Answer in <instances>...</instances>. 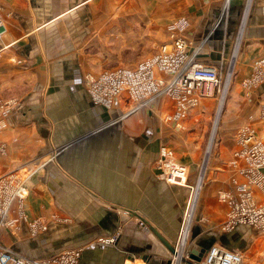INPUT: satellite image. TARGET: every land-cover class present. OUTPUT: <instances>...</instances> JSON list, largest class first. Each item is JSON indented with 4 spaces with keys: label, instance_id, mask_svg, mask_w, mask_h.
<instances>
[{
    "label": "crops",
    "instance_id": "crops-1",
    "mask_svg": "<svg viewBox=\"0 0 264 264\" xmlns=\"http://www.w3.org/2000/svg\"><path fill=\"white\" fill-rule=\"evenodd\" d=\"M0 17V100L17 101L0 128V175L26 177L23 212L46 223L31 237L20 221L1 237L4 245L30 258L79 247V264H168L171 251L154 230L173 247L190 190L161 179L156 161L162 147L170 149L194 183L218 93L180 128L166 120L170 98L128 113L133 103L124 95L108 108L92 100L84 75L133 66L174 33L192 63L232 68L189 251L221 242L253 251V259L263 250L252 227L220 230L226 204L219 192L244 181L231 163L237 129L250 125L264 137V0H0ZM259 64L260 77L248 86Z\"/></svg>",
    "mask_w": 264,
    "mask_h": 264
},
{
    "label": "built area",
    "instance_id": "built-area-1",
    "mask_svg": "<svg viewBox=\"0 0 264 264\" xmlns=\"http://www.w3.org/2000/svg\"><path fill=\"white\" fill-rule=\"evenodd\" d=\"M4 32L0 17V36ZM169 38L170 41L160 45L150 58L133 66L86 73L84 80L92 100L110 108L127 95L133 103L128 111L131 113L148 106L154 99L166 96L174 103V112L166 120L181 128L189 111L196 108L204 98L215 92L222 96L226 80L229 78L230 81L231 78V73H228L230 68L223 72L217 66L192 63L186 53L185 41L174 33ZM260 73L259 64L245 84L249 86L255 83ZM16 103L14 98L0 100V128ZM261 119L264 121V109L261 111ZM235 137L236 148L231 163L244 181L236 185L233 193L219 192L220 201L226 204V216L220 230L228 233L238 226H249L264 240V199L256 196L257 191L264 198V137L258 135L250 125L238 128ZM5 153L6 147L0 143V154ZM156 167L161 179L186 186L190 190L168 264H264V248L256 257L248 260L239 249L211 245L201 253L198 261L190 259L189 239L197 204L194 201L196 186L187 181L186 166L176 161L172 151L166 147L161 148ZM26 180L25 176L14 171L0 175V264H79L82 254L79 247L64 248L43 258H30L2 243L1 233L19 228L20 221L28 222L32 234L46 229L42 219L28 221L23 212L22 204L28 194ZM114 241V237L104 239V242Z\"/></svg>",
    "mask_w": 264,
    "mask_h": 264
},
{
    "label": "rangeland",
    "instance_id": "rangeland-1",
    "mask_svg": "<svg viewBox=\"0 0 264 264\" xmlns=\"http://www.w3.org/2000/svg\"><path fill=\"white\" fill-rule=\"evenodd\" d=\"M160 46V45H159ZM159 46H157V45H155L154 47H153V49L151 48V50H152V52H155V49H157ZM152 54H154V53H152ZM136 63H138V60H137V62ZM135 63V64H136ZM230 69H229V72L228 73H231L232 72V68L231 67H229ZM226 91H227V89H226ZM225 94H226V92H225ZM221 96L219 95V93H218V100L220 101L221 99ZM218 101V102H219ZM222 102H224V101H222ZM219 104H220V102L218 103V105H217V107H216V110H214V113H213V118H212V122H211V126H210V129H209V131L206 133V135H205V137L201 140V143H200V149H201V156H202V158L200 159L201 160V163H200V165H199V167H198V175H197V177H196V179H195V181H194V186H196L197 185V180H198V176H200L199 175V173L201 174V170H202V167H204V164H205V166H206V163L204 162L205 161V156H206V150H207V147H208V143H209V141H210V136H211V133H212V129H213V126H214V122H215V119H216V116H217V111H218V106H219ZM222 109V108H221ZM219 119H220V115H219ZM219 119H218V121H219ZM217 130H218V122H217V126H216V131H215V135H214V138H213V143H212V146H211V150H210V152H209V155H210V153L213 151V148H214V144H215V142H216V140H217V138H218V135H217ZM195 139V138H194ZM208 155V156H209ZM208 159V158H207ZM207 162V161H206ZM206 168V167H205ZM205 168H204V170H205ZM202 186H203V182H202ZM196 189V188H195ZM201 190H202V188H201ZM201 192V191H200ZM189 194H190V192H189ZM200 194V193H199ZM189 197H190V195H189ZM189 197L187 198L188 200H189ZM198 198H199V196H198ZM198 202H199V199L197 200V204H196V209H195V213H196V211H197V208H198ZM186 203H187V201H186ZM186 203H185V205H186ZM185 205H184V208H183V211H184V209H185ZM182 214H183V212H182ZM45 230H42V231H40V232H37V233H35V234H32L31 233V231L29 230V228H28V233H29V236H31V237H34V236H37L39 233H42V232H44ZM10 236V232H2L1 233V237H3V238H8ZM258 237V235L257 234H255V238L257 239V241L260 243V239H258L257 238ZM255 239V240H256ZM189 245L191 246V244L189 243ZM217 245H220V246H223V243H221L220 242V244H217ZM27 247H29V248H26V247H20V248H23L22 250H24V251H28V253L30 252V255H33V254H35V253H37V252H33V249L32 248H30L31 246H27ZM225 247V246H224ZM60 250V249H59ZM59 250H57V251H59ZM62 250V249H61ZM57 251H55V252H57ZM55 252H53V253H55ZM252 252V254L250 253H248V255L246 254V256H247V259L248 260H250L251 259V256L253 255V251H251ZM254 257H256V256H254Z\"/></svg>",
    "mask_w": 264,
    "mask_h": 264
},
{
    "label": "bare ground",
    "instance_id": "bare-ground-1",
    "mask_svg": "<svg viewBox=\"0 0 264 264\" xmlns=\"http://www.w3.org/2000/svg\"><path fill=\"white\" fill-rule=\"evenodd\" d=\"M228 83H229V78H227V80H226V83H225V86H224V89H223V93H222V96H221V100H220L219 109H218V112H217V116H216L215 124H214L213 130H212L211 136H210V141H209V145H208L207 152H206L205 163H206V161H207V158H208L209 152H210V150H211V146H212V143H213V138H214L215 131H216L217 122H218L219 115H220L221 110H222L221 108H222V106H223V102H222V101H224V98H225V92H226V89H227V87H228ZM204 168H205V164H204V167H203L202 174H201V176H200V180H199V182H198V184H197V187H196V190H195L194 201H196V203H197L198 195H199V192H200V189H201V185H202V179H203V174H204Z\"/></svg>",
    "mask_w": 264,
    "mask_h": 264
},
{
    "label": "water",
    "instance_id": "water-1",
    "mask_svg": "<svg viewBox=\"0 0 264 264\" xmlns=\"http://www.w3.org/2000/svg\"><path fill=\"white\" fill-rule=\"evenodd\" d=\"M155 234L157 235V237L163 242L165 243V245L170 249V251L173 250V247L172 245L166 240L164 239V237H162L161 234H159V232L157 230H154ZM204 248L203 249H200V250H197V249H192L190 252H189V258L192 259V260H195V261H198L200 259V256H201V253L203 252Z\"/></svg>",
    "mask_w": 264,
    "mask_h": 264
}]
</instances>
